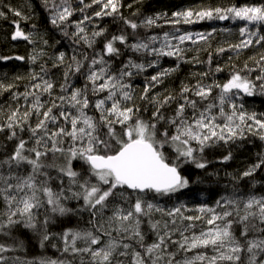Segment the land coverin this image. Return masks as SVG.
<instances>
[{"label":"snow or ice","instance_id":"obj_1","mask_svg":"<svg viewBox=\"0 0 264 264\" xmlns=\"http://www.w3.org/2000/svg\"><path fill=\"white\" fill-rule=\"evenodd\" d=\"M80 2L83 4V0ZM93 5L101 7L100 11L95 12L96 17L111 16L118 12L120 0H91V4L84 5V8ZM84 8L80 10L84 11ZM224 11L233 18L249 23H264V5L232 7L227 10L217 8L195 14L189 10L173 15L183 17L184 23H192L193 15L200 19L205 17L211 19L213 12L221 20L228 19V15L222 14ZM15 15L21 14L16 12ZM71 15L68 0H62L51 22L56 25ZM90 19L91 17L85 16L76 25L75 33L77 39L83 40L89 47L95 42L96 37L104 34V30L94 31L91 38L85 34V29L81 25ZM179 22V19L174 21ZM125 23L132 30L139 27L132 21L125 20ZM154 23L155 20L151 18L144 21L145 26ZM245 31L246 29L242 28L241 34L243 35ZM17 38L28 39L18 25L12 36L13 40ZM158 39L152 36L147 42L138 41L128 47L133 52L146 51L148 55L156 57L173 56L181 50L178 45H172L171 40L183 43L190 40L191 36L169 37V34L165 33L161 46L151 47ZM260 40H264V37H259L256 42L259 43ZM115 42L126 44L127 37L113 36L104 45V54L119 55V49L114 46ZM251 43V40L242 41L237 47H247ZM58 59L63 63L64 54L61 53ZM88 59L87 55H84L83 60L73 57L74 65H68V70L64 74L66 83L70 73L80 72L84 67L83 61ZM155 63L154 60L147 64L129 60L120 69L112 71L104 55H94L87 67L85 85L82 88H73L70 92L62 85V92L69 94L51 100L47 109L43 111L41 110L45 105L41 103L39 95L35 92L24 93L26 98L34 97L30 110L25 111L22 116L19 109L14 110L8 116L5 127L9 129L20 127L23 131L21 125L26 124L29 117L35 114L38 117L37 123L35 127L30 128L34 143L31 148H26L27 141L20 139L13 152L7 158L0 159V200L5 205V210L0 212V217L4 218L0 219V231L15 224L35 229L37 225L34 210L47 205L52 214L64 216L72 210L65 207L62 201L77 199L82 200L91 210L93 218L89 224L92 227L77 231L67 230L61 239L64 241L63 252L79 256L80 264H264V196L243 197L234 192L232 196L222 197L216 202L221 211L217 212L212 207H201L198 211L202 215L197 216H185L181 207L165 212L164 209L144 199L147 193L169 195L187 188L189 180L181 175V165L189 163L197 169L206 168V162L198 158L196 153L203 154L205 148L218 141L227 143L242 136L244 126L249 130L253 128V124H248L247 121H253L261 133V139H264V120L257 119L254 113L249 115L239 110L232 99L234 90L251 96L257 85L236 72L223 85H204L197 82L194 89L184 86L180 93L182 102L178 103L174 116L167 121L169 128L172 129L170 131L168 128H158L157 125L164 120L160 108L176 99L175 97L169 95L163 100L154 97L151 102L157 107L148 121L137 116L139 108L128 106L126 103L132 101L133 96L131 85L125 82V78L145 71L147 67H154ZM169 74L170 70H164L153 75L150 85L145 86L141 99H147L150 86L162 82L161 77ZM256 80L261 81L258 87L264 90V75L257 76ZM33 87L41 90V84H35ZM53 87L51 82L44 80L42 91L51 94ZM213 87L220 89L216 100L202 108L199 107L203 101L209 100ZM89 93L99 98L92 103ZM103 93L106 95L101 97ZM188 93L199 99H190ZM226 104L231 108L230 113L225 112ZM90 107L99 113L98 118L88 114L86 110ZM54 109L57 110L55 113ZM186 109H191L190 116L185 115ZM213 109L218 110L219 117L224 119L223 124L216 122L218 117ZM62 124L66 126H61ZM49 125L55 127L50 128ZM16 135V132L12 131L9 139ZM66 141L69 142L68 147L64 146ZM193 142L197 145L196 148L192 146ZM166 148H171L175 153V162H170L166 156ZM230 158L231 156L227 155L223 159L227 161ZM74 162L80 164L82 171L74 170ZM22 165L29 166L30 170L26 175H21L17 171ZM262 165L264 158L242 175L252 176ZM50 170H55L57 177L51 176ZM53 180H59V191H53L50 186V181ZM73 187L79 191H73ZM66 191L70 192L71 196L65 195ZM117 199L120 203H116ZM123 203H128L129 206L125 208L122 206ZM110 208L112 214L105 217L104 213ZM154 212L167 215L170 219L164 221L162 226L160 221L153 222L149 219V225L157 239L145 245L144 235L140 231L142 218H150ZM185 220L189 222L203 220L205 228L201 229L199 234L191 232V235H186L185 233L190 232L196 225L184 224ZM50 221L51 217H47L44 225H48ZM177 233L181 239L173 240L172 237ZM49 238L45 230L42 234V243ZM77 241H83L85 246L77 247ZM131 242L138 245L142 251H138ZM169 243L177 245V252L168 251ZM206 249H210L211 254L202 251ZM12 250L14 249L0 244V264H7L9 259L12 264H72L70 260L64 259L31 261L3 255ZM181 252L185 254L194 252V255L190 257L185 255L183 259L177 260L176 256Z\"/></svg>","mask_w":264,"mask_h":264},{"label":"trees","instance_id":"obj_2","mask_svg":"<svg viewBox=\"0 0 264 264\" xmlns=\"http://www.w3.org/2000/svg\"><path fill=\"white\" fill-rule=\"evenodd\" d=\"M62 0H0V159L7 158L19 143L20 139L27 141L26 148L33 146L34 140L31 136L30 128L35 127L38 117L33 114L29 117L26 124L20 127L9 129L5 127L8 123V116L16 109L22 114L29 111L34 97L24 96L25 92H35L40 97L41 103L45 105L46 110L49 102L61 95L67 96L73 88H82L85 83V75L88 64L94 55H104L109 62L112 71L123 67L129 60L135 63H145L156 61L154 67H147L145 71L134 74L132 77H126L125 82L131 85L133 100L126 102L128 106H134L140 109L137 116L145 121L151 120L152 113L157 105L152 103L155 97L163 100L166 96H173L176 99L160 108L164 120L158 124V128H169L167 121L175 114L178 103L182 102L180 93L184 86L195 87L197 82L204 85H223L231 76L239 72L252 80L257 88L253 95L248 96L242 92H236L232 95L233 101L237 104L239 110L251 115L255 114L257 119L264 120V90L258 85L261 81L256 80L257 76L264 75V40L257 43L259 37H264V23H249L239 18H233L226 11L222 14L228 15V19H219L215 12L213 18L200 19L193 15L192 23H184L183 17H176L173 14L177 12L192 11L194 14L199 11L221 9L227 10L232 7L261 6L264 0H120V6L117 13L111 16L96 17L95 12L100 11V5H93L84 8V5L91 4V0H68V6L72 10V15L64 22L52 24V19L56 9L61 5ZM55 5V7H54ZM84 8V11L80 9ZM19 12L21 15H15ZM85 16L91 17L81 25L85 29V34L91 38L94 31L104 30L103 36L96 37L95 42L89 47L83 40H78L75 36L77 32L76 25L84 19ZM154 19L155 23L151 26H145L144 21ZM179 23H174L176 20ZM125 20L135 22L139 25L136 30H132ZM19 29L28 36V39H12L13 34ZM246 29L241 34V29ZM165 33L169 37L189 35L190 40L180 43L172 39V45H178L181 50L173 56L148 55L147 52H133L128 45L138 41H145L152 36L159 39L151 47L159 48L161 46ZM124 35L127 37L126 44L115 42L114 46L119 49L118 56H108L104 54V45L113 37ZM251 40L252 43L247 47H237L242 41ZM223 49V51H221ZM167 51V49H165ZM175 53V48H173ZM64 54V61L61 63L59 55ZM84 55L88 56L87 61H83L84 67L80 72L70 73L67 83L64 74L68 70V65L73 64V57L77 60H83ZM22 57L23 59H17ZM56 65V66H54ZM247 65V67H245ZM174 71H171L173 70ZM217 69H221L217 71ZM170 70V74L161 77L160 83L150 86L147 99H141L146 85H150L151 77L158 73ZM135 72V70H133ZM207 73V75H202ZM33 77H36L33 79ZM51 82L54 87L51 94L42 91L43 81ZM41 84V90L33 86ZM64 85L69 92H62L61 86ZM10 86V87H9ZM220 89L213 87L209 100L203 101L199 107H203L209 102H214L219 95ZM106 93L101 94V97ZM90 96V101L95 102L99 97ZM190 99H199L188 93ZM59 103V101H57ZM242 106V107H241ZM54 113L57 111L53 110ZM89 115L98 118L99 113L90 107L86 110ZM217 115V123L223 124L224 119L219 117L218 110L213 109ZM225 112L230 113L231 108L226 104ZM191 109H186L185 115L190 116ZM42 118V117H41ZM253 124L249 130L243 127V135L227 143L218 141L211 147L205 148L203 154L196 153L198 158L206 162L207 167L197 169L193 164L185 163L180 167L181 175L187 177L189 186L181 189L177 193L169 195H159L147 193L144 196L146 201L157 205L165 212L177 207L185 216L202 215L198 209L201 207H212L217 212L221 211L216 202L225 196H232L237 193L243 197L248 195L264 196V165L257 169L252 176L244 177L242 174L254 164L259 163L264 158V139H261V133L257 130L253 121H247ZM66 126V125H61ZM54 128V125H49ZM119 129V126H117ZM12 131L16 132V137L9 139ZM65 147L69 142H65ZM192 146L197 147L195 142ZM166 156L170 162H175V153L171 148L165 149ZM26 155L28 153H25ZM230 155L231 158L225 161L223 158ZM62 162V161H61ZM29 166L22 165L19 171L21 175H26ZM74 170L82 171L80 164L74 162ZM50 175L57 177L55 170H50ZM59 180L50 181L53 191H59ZM64 187L67 188V178H64ZM73 191H79L73 187ZM131 195V193H129ZM65 195L71 196L70 192ZM43 199V197H41ZM134 200L135 197L133 196ZM65 207L71 209L64 216L52 214L49 206L34 210L36 215V228H25L23 224H15L10 228L0 231V244H4L11 249L3 253L5 257H20L23 260L39 261L40 259H64L70 260L72 264H80L79 256H72L63 252L64 241L62 234L67 230H84L91 228L89 221L93 218L92 212L82 200L67 199L62 201ZM116 203H120L117 199ZM127 208L128 203H123ZM5 210V205L0 200V212ZM111 208L104 213V216H110ZM47 217H51L48 225H44ZM0 219H4L0 217ZM20 219V217H13ZM149 219L153 222L160 221L161 226L164 221L170 219L167 215L160 212H154L151 217L142 218L140 231L144 235V244L149 245L156 241L155 232L149 225ZM6 223V219H5ZM184 224L194 223L196 225L190 232L199 234L201 229L205 228L203 220L193 222L183 221ZM47 231L50 238L42 243V234ZM115 235V233H113ZM173 240H180L177 233L172 237ZM129 242V241H125ZM134 247L142 251L134 242ZM77 247H84L83 241H77ZM169 252H177V245L169 243ZM211 254L210 249L202 250ZM192 256L194 252L179 253L177 260L183 257ZM85 260L87 257L85 256ZM7 264H12L11 259Z\"/></svg>","mask_w":264,"mask_h":264},{"label":"bare ground","instance_id":"obj_3","mask_svg":"<svg viewBox=\"0 0 264 264\" xmlns=\"http://www.w3.org/2000/svg\"><path fill=\"white\" fill-rule=\"evenodd\" d=\"M18 39V38H17Z\"/></svg>","mask_w":264,"mask_h":264}]
</instances>
